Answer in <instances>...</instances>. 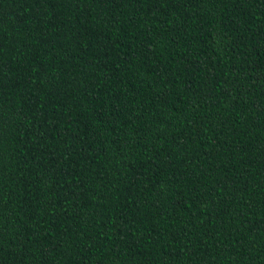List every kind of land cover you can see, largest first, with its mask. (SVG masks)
I'll return each instance as SVG.
<instances>
[{
  "label": "trees",
  "instance_id": "obj_1",
  "mask_svg": "<svg viewBox=\"0 0 264 264\" xmlns=\"http://www.w3.org/2000/svg\"><path fill=\"white\" fill-rule=\"evenodd\" d=\"M0 264H264V0H0Z\"/></svg>",
  "mask_w": 264,
  "mask_h": 264
}]
</instances>
